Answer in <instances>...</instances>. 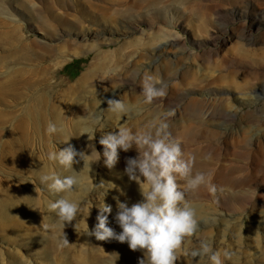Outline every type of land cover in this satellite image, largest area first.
I'll return each instance as SVG.
<instances>
[{
	"label": "rangeland",
	"instance_id": "obj_1",
	"mask_svg": "<svg viewBox=\"0 0 264 264\" xmlns=\"http://www.w3.org/2000/svg\"><path fill=\"white\" fill-rule=\"evenodd\" d=\"M145 73L168 84L152 104ZM172 109V137L217 187L189 193L202 219L176 264H209L190 254L202 239L232 253L225 264H264V0H0V264H138L143 252L87 235L102 203L120 233L117 199H142L125 174L135 146L109 168L99 140ZM69 144L100 159L74 164L78 189L55 193L40 178L70 174L48 160ZM64 195L81 204L65 225L48 207Z\"/></svg>",
	"mask_w": 264,
	"mask_h": 264
},
{
	"label": "clouds",
	"instance_id": "obj_2",
	"mask_svg": "<svg viewBox=\"0 0 264 264\" xmlns=\"http://www.w3.org/2000/svg\"><path fill=\"white\" fill-rule=\"evenodd\" d=\"M167 90L168 84L161 78L144 74L143 103L152 104L155 100L165 97ZM106 102L107 110L118 115L131 111V106L121 99H108ZM174 115V109L168 110L154 117L145 129L133 132L131 128L122 126L99 140L104 148L103 155L109 168L118 162V150L127 152L135 146L138 155L127 159L125 174L130 181L139 186L142 199L131 206L128 202L117 199L115 221L122 230L120 233L108 226L106 214L112 212V207L102 203L96 217L97 224L94 230L87 231V235L94 236L98 241L116 240L121 244L127 243L131 251L143 252L138 264H176L178 254L199 232L202 219L198 208L189 199V193L198 192L201 187H206L213 194L217 191L209 173L194 170L195 155L185 153L181 143L172 137L169 120ZM60 130L54 122H48L46 132L49 135ZM94 134L95 130L92 129V139ZM89 148L91 155L83 151L78 152L70 144L62 150L50 151L48 160L69 170L70 174L62 177L51 171L41 176V183L47 184L55 193L75 192L81 181L80 172L77 173L73 165L79 161L85 162L92 156L97 157V161L100 159V153L95 147L89 145ZM205 159H211V155ZM89 179L93 189L103 187V184L97 186L90 177ZM179 181L184 183L181 184ZM48 207L56 212L59 221L64 225L72 223L81 213L80 202L69 199L67 195L50 202ZM69 245L63 233L60 246ZM190 254L193 258L206 257L209 264H225V260H230L232 256L228 250L221 252L215 249L210 241L203 239Z\"/></svg>",
	"mask_w": 264,
	"mask_h": 264
},
{
	"label": "bare ground",
	"instance_id": "obj_3",
	"mask_svg": "<svg viewBox=\"0 0 264 264\" xmlns=\"http://www.w3.org/2000/svg\"><path fill=\"white\" fill-rule=\"evenodd\" d=\"M91 36V35H90ZM126 246L128 247V245L126 244ZM129 248V247H128Z\"/></svg>",
	"mask_w": 264,
	"mask_h": 264
}]
</instances>
